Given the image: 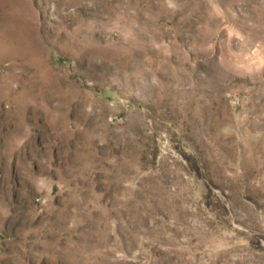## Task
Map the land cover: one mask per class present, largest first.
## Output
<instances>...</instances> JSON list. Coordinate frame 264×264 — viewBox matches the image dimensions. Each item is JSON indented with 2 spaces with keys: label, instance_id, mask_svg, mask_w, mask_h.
Returning <instances> with one entry per match:
<instances>
[{
  "label": "rangeland",
  "instance_id": "1",
  "mask_svg": "<svg viewBox=\"0 0 264 264\" xmlns=\"http://www.w3.org/2000/svg\"><path fill=\"white\" fill-rule=\"evenodd\" d=\"M0 264H264V0H0Z\"/></svg>",
  "mask_w": 264,
  "mask_h": 264
}]
</instances>
